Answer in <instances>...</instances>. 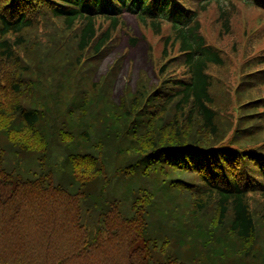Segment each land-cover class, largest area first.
Listing matches in <instances>:
<instances>
[{
	"label": "trees",
	"instance_id": "obj_1",
	"mask_svg": "<svg viewBox=\"0 0 264 264\" xmlns=\"http://www.w3.org/2000/svg\"><path fill=\"white\" fill-rule=\"evenodd\" d=\"M242 6L261 28L238 40ZM125 12L158 39V81L115 100L119 59L94 73ZM262 12L0 0V264H264Z\"/></svg>",
	"mask_w": 264,
	"mask_h": 264
},
{
	"label": "rangeland",
	"instance_id": "obj_2",
	"mask_svg": "<svg viewBox=\"0 0 264 264\" xmlns=\"http://www.w3.org/2000/svg\"><path fill=\"white\" fill-rule=\"evenodd\" d=\"M241 8L242 15L239 17V21H233V27L235 28L238 40H243L244 34L248 33L250 29L254 27H258L257 29L261 28L258 24H256L258 20V11L253 7L246 8L242 6ZM214 14V7H212L207 13V21L205 20L204 22L209 39H212V37L217 33L213 32L210 28L214 19ZM262 15H264L263 12ZM261 30L262 29L257 32H260ZM115 37L117 38V41L113 44L112 49L102 57L94 73V79H98L102 74L106 73L108 69L113 67L115 61L119 59L120 65L113 84V97L117 100L122 94L124 86L129 85L131 87H135L139 79L143 77L147 78L149 85L154 83L156 84L158 77L155 73V60L150 50H152V47H156L158 39L154 37L148 29L141 27L137 22L136 17L128 12L123 15V28L119 30ZM131 37L137 39L135 44H131ZM220 44L225 47L230 46V44L224 41ZM259 46L264 48V36L261 37L257 49ZM160 47L161 45L159 44L158 48L160 49ZM155 53L158 55L157 50ZM237 63L238 62L236 61L235 64L237 65ZM212 71L217 70L213 69ZM236 76L237 75H233V72L229 75L231 80H235ZM225 85L226 84H224V87L223 85L220 86L224 89ZM218 86L219 85H216L214 89Z\"/></svg>",
	"mask_w": 264,
	"mask_h": 264
}]
</instances>
